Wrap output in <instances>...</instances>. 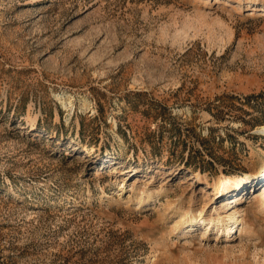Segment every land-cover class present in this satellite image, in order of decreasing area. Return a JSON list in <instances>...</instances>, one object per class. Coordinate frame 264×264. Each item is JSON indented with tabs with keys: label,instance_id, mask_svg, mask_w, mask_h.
Returning <instances> with one entry per match:
<instances>
[{
	"label": "rangeland",
	"instance_id": "374dc122",
	"mask_svg": "<svg viewBox=\"0 0 264 264\" xmlns=\"http://www.w3.org/2000/svg\"><path fill=\"white\" fill-rule=\"evenodd\" d=\"M261 160L264 0H0V264H264Z\"/></svg>",
	"mask_w": 264,
	"mask_h": 264
},
{
	"label": "bare ground",
	"instance_id": "6f19581e",
	"mask_svg": "<svg viewBox=\"0 0 264 264\" xmlns=\"http://www.w3.org/2000/svg\"><path fill=\"white\" fill-rule=\"evenodd\" d=\"M261 162V166H259L258 168H257V170H256V173H254V177H256V174L259 172V171H263L264 170V160H261L260 161ZM247 174V173H246ZM244 175V176H242V175H231V176H226V177H224V180L222 181V190H221V194H226V193H230V192H233L235 189H237V187L239 186V185H241L242 184V181L244 180V177L246 176L247 177V175ZM196 176H198L197 174H196ZM244 197V196H243ZM151 198L152 197H146V198H143L142 200L144 201H148V200H151ZM243 198H240V194H238V195H235V196H233L232 198H230V201H229V203L230 202H234L233 203V205H228V207H226L225 208V211H228V210H231V211H234L235 210V206H236V204H238V202L239 201H241ZM149 202V201H148ZM230 204H232V203H230ZM229 213H232V212H229ZM233 215H235L234 214V212H233ZM232 215V216H233ZM232 216H229L230 218L232 217ZM220 217V216H219ZM218 219V218H217ZM232 220H233V218H231ZM231 220V221H232ZM239 220V219H238ZM187 221H189L188 219H187ZM216 221V220H215ZM218 221H222L221 220V218L218 220ZM237 221V219L236 220H234V221H232V223L231 224H235V222ZM193 222V221H192ZM238 222V221H237ZM239 222H242L241 220L239 221ZM245 222V221H244ZM231 224H229V225H227V226H225V230H226V233H233V232H236V229H234V226L232 227V225ZM237 224V223H236ZM241 224V223H240ZM189 225L190 224H188V225H186L187 227H189ZM239 229V228H238ZM188 231H190V229H188ZM236 234V233H235Z\"/></svg>",
	"mask_w": 264,
	"mask_h": 264
},
{
	"label": "trees",
	"instance_id": "16d2710c",
	"mask_svg": "<svg viewBox=\"0 0 264 264\" xmlns=\"http://www.w3.org/2000/svg\"><path fill=\"white\" fill-rule=\"evenodd\" d=\"M197 156H198V153H197ZM191 158V157H190ZM193 158V157H192ZM201 162V161H200ZM186 165L188 164L187 161L184 162ZM196 169H200L201 172H203V168H196Z\"/></svg>",
	"mask_w": 264,
	"mask_h": 264
}]
</instances>
